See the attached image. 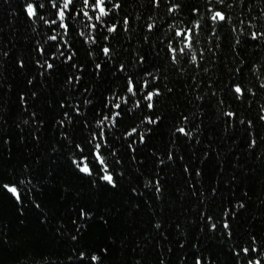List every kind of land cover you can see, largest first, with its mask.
I'll list each match as a JSON object with an SVG mask.
<instances>
[{
	"label": "trees",
	"instance_id": "16d2710c",
	"mask_svg": "<svg viewBox=\"0 0 264 264\" xmlns=\"http://www.w3.org/2000/svg\"><path fill=\"white\" fill-rule=\"evenodd\" d=\"M29 2L45 4L39 15L55 19L49 0H0V264H93V255L95 264H264V37L251 39L252 32H264V0H226L227 7L215 0H162L159 7L150 0H113L122 7L105 20L119 30L98 29L95 45L78 35L81 18L69 21L72 31L64 36L56 25L29 19ZM173 5L179 7L169 14ZM209 8L231 21L213 24ZM149 23L157 25L151 32ZM197 23L198 64L186 56L172 64L168 42L178 41L169 25ZM105 43L113 49L110 58L101 51ZM129 76L138 85L147 79V91L160 95L151 111L144 93L130 98L116 126L105 128L102 152L112 187L100 179L88 140L99 131L96 120L113 111L106 99L129 95ZM146 117L159 121L149 124ZM132 127L144 143L126 138ZM76 144L84 147L93 175L72 164L81 157ZM5 184L18 186L21 202ZM81 209L89 214L83 219ZM244 248L257 251L245 254Z\"/></svg>",
	"mask_w": 264,
	"mask_h": 264
},
{
	"label": "snow or ice",
	"instance_id": "6c2138e0",
	"mask_svg": "<svg viewBox=\"0 0 264 264\" xmlns=\"http://www.w3.org/2000/svg\"><path fill=\"white\" fill-rule=\"evenodd\" d=\"M80 3L81 6L79 8V11L76 10V5L77 3ZM151 5L153 7H159L162 0H150ZM216 3L220 5H225L226 7L228 6L226 4V0H215ZM49 3L53 9H55V19H46L43 15H39L38 13V8L43 9L46 5L43 3H40L38 6L34 3H27L25 7V12L28 16L29 19L33 18H39V20L43 21L44 24L53 26L56 25L60 30H62L63 35L67 36L71 31L72 28L69 24L70 20L81 18L80 23L82 24V29L78 32V35L81 36L84 40L85 44L89 45H95L98 43V40L95 36V33L98 29L104 28L108 34L116 33L119 28L117 24H108L105 20L106 17H109L111 13L114 10L120 9L122 5L119 2H113V0H49ZM111 5V7H109ZM179 5H173L168 7L167 11L169 14L175 13ZM210 12V19L213 22V24H225L231 21V17L226 14L222 10H216L214 8H209ZM131 21L127 16L123 18V26H124V31L129 30V25ZM157 27L156 24L154 23H149L146 25L147 31L151 32ZM201 27L200 24H195L191 28L187 29H179L176 28L174 25L170 24L169 28L170 29H175L174 31V36L177 38L178 43H174L172 40H169L168 46H167V52H168V58L171 61L172 64H179L181 57H188V62L197 65L198 64V54L196 51H194L195 44L198 43L196 40V30ZM85 29L87 31H85ZM53 31L55 32L56 29L54 28ZM264 37V32H252L251 33V39L252 40H257L259 38ZM49 40L51 41H57L58 36L57 35H51L48 37ZM109 36L106 35L104 36V40L108 41ZM147 40L148 38L145 37ZM67 44L68 42L65 41ZM239 43V41H237ZM70 47V45H69ZM60 45H57V49L59 51ZM43 49H41V52L43 53ZM101 51L106 58H110L113 55V49L107 45V43L104 44V46L101 48ZM60 56H64L65 53L63 51H59ZM75 53H72L68 55L65 59V63L71 61L74 58ZM89 55H92L90 52ZM202 57V53L200 54ZM139 60L141 63L144 61V57L141 56L139 57ZM46 67L47 69H52L54 65L52 63H47L46 62ZM73 67H77V65L73 64ZM96 69L99 72L101 69V65L99 63L96 64ZM120 70L124 71V65L120 66ZM151 73L145 72V77L151 76ZM81 80V77L76 76L75 77V83H79ZM68 82L72 83L73 78L69 77ZM31 83V81H30ZM150 87V82L147 79H144L141 84L138 85L137 81L133 79L132 76H129L127 78V94H129L126 97H119L115 96V99L113 97H108L106 99V104L105 107H111L113 111L109 115L108 113L103 114L102 118L96 120V127L99 129L98 132H93L91 135V138L88 140V144L93 145L91 155L95 158V162L100 165V171L103 173L100 176V179L106 182L108 185H111L112 187L116 186V182L114 179V176L112 172L110 171V166L109 163L106 159V157L103 155L102 149L104 147L108 146V136L105 131V128L107 126L115 127L117 120L121 116V111H119L122 108L123 104H127L129 102V99L132 97H136L140 93H144L143 95V100L147 102V108L148 110H152L155 105H154V98L156 96L160 95V92L158 89H154L151 91H147V89ZM261 87H264V85H261ZM87 91V90H86ZM234 93L236 94L237 99L240 98L241 95H243V89L242 87L237 84L233 88ZM115 95V94H114ZM23 99V97H22ZM91 101L85 100V104L90 103ZM140 101L137 100L135 103V107H140ZM61 107H64L62 104ZM77 115H79V109H76ZM224 115L227 116L229 119L234 117L235 113L232 111H226L224 112ZM65 118L68 120V122H71V118L69 117L68 113H65ZM187 118L185 117V120ZM260 119L264 121V115L260 116ZM146 122L149 124H155L159 121V117L156 119H152L150 117L145 118ZM61 126H63L64 121H61ZM243 123V121H241ZM251 123V122H249ZM178 133L181 135H191V133L187 132L184 127H178L176 129ZM133 136H138V140L140 143H144L145 141V136L142 132H138V127H132L129 131L126 133V138L128 137H133ZM95 142V143H94ZM137 141L134 139L132 142L129 144V148H131L133 151L135 150L133 145ZM253 145L256 143L255 140L251 142ZM76 150H78L81 153V157L79 159L73 157L72 159V164L76 167V169L84 174L91 176L93 175V170L90 167L91 161L89 160L88 155H85V149L82 147L80 144L75 145ZM115 155V152L112 153ZM169 159H172L171 154H169ZM117 163L119 161L117 160ZM199 175V173H197ZM25 180H21L20 184H24ZM158 185V181H157ZM5 190L10 193L16 201L19 203L21 202V191L18 188L17 185L12 184L4 185ZM157 191H159V187L157 186ZM243 207V205H241ZM89 214L86 213L83 209L80 211V217L81 219L87 217ZM75 223V221H74ZM216 225L212 224V228H215ZM223 227L225 230L230 229V225L225 222L223 224ZM73 239H76L74 236ZM255 240V238H253ZM256 252V248H244L243 252L245 254L249 252ZM81 258H84V254L81 253ZM92 261L93 264H95L96 261L99 260V257L96 255L92 256ZM196 264H201V261L198 259L196 261ZM249 264H261L260 260H255L249 261Z\"/></svg>",
	"mask_w": 264,
	"mask_h": 264
}]
</instances>
